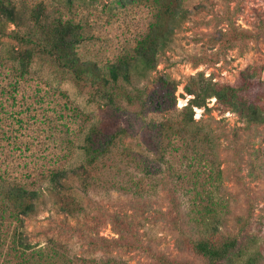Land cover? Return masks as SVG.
Here are the masks:
<instances>
[{
	"label": "rangeland",
	"instance_id": "obj_1",
	"mask_svg": "<svg viewBox=\"0 0 264 264\" xmlns=\"http://www.w3.org/2000/svg\"><path fill=\"white\" fill-rule=\"evenodd\" d=\"M13 2L30 9L41 5L50 18L61 16L80 24L84 40L78 51L83 59L100 64L132 50L138 36L153 20L151 7L138 0ZM177 4L183 14L172 26L165 46L159 50L156 67L138 80L140 86H146L147 92L153 89L158 77L177 81L176 110L170 114H151V118L158 122L182 110L189 97L182 87L199 74L219 84H241L248 79L252 84L246 91L247 98L261 96L264 102V0H177ZM12 28V25L7 26V29ZM1 42L0 54L4 58L5 51L11 49L14 42L6 36L1 37ZM9 82V76H1L0 88H10ZM21 85L26 87L27 95L18 96L16 103H11L4 94L0 97V170L5 171L8 181H18L28 172L41 176L42 164H52L55 153H59V162L52 164L54 166L80 165L83 161L79 147L81 138L92 124L112 129L133 126L138 136L126 137L122 143L134 151H141L140 147L144 146L143 135L152 134L145 122L147 118L134 123L125 116H117L118 112L90 100V95L74 83L60 80L38 63L32 64L26 80H20ZM42 95L46 99L38 103ZM206 102L211 111L194 107V118L215 134V161L211 166L212 176L209 178L200 172L194 180L190 179L192 187L199 190L206 187L207 193L224 201L228 210L221 211L219 216L231 233L238 231L237 218L248 219L244 235L239 237L238 251L242 256L232 259L235 264H249L250 260L252 264H264V257L256 254L264 255V124L248 125L234 112L219 113L213 97ZM53 108L59 117L50 119ZM22 111L18 114L23 124L20 127L14 115ZM45 119L52 120L50 125L43 123ZM10 135L18 137L20 148L15 147ZM23 140L28 141V149ZM37 155L39 159L35 158ZM172 162L182 170L189 159L175 158ZM201 166L196 164L199 171H202ZM136 175L144 176L140 172ZM150 176L153 180L150 181L148 175L143 179L148 185L140 198L99 186L85 191L79 179L72 176L67 180L69 188L62 192L81 200L85 213L72 216L61 211V195L55 197L47 191L36 204L35 212L23 216L22 234L30 244L45 246L51 241L72 256L104 262H111L115 257L121 264H165L157 259L158 254H163L165 260L173 263L205 264L188 246V238L170 223L166 214L168 194L162 180L157 181L159 176L165 177L164 173ZM42 183L43 186L48 184L46 180ZM199 192L205 195L204 191ZM176 193L181 196L184 192ZM115 215L132 222L141 235V246L114 247L110 240L118 236L112 225ZM11 231L12 227L5 249L12 245ZM251 256L257 259H249ZM15 262L16 259H8L7 263L0 258V264Z\"/></svg>",
	"mask_w": 264,
	"mask_h": 264
},
{
	"label": "trees",
	"instance_id": "obj_2",
	"mask_svg": "<svg viewBox=\"0 0 264 264\" xmlns=\"http://www.w3.org/2000/svg\"><path fill=\"white\" fill-rule=\"evenodd\" d=\"M138 1L151 7L153 20L138 36L132 50L100 64L81 57L78 47L84 40V33L80 24L61 16L50 18L41 5L30 9L26 5L17 6L13 0H0V46L2 36L14 42L13 47L5 51L4 58L0 54V77H10V88H0V97L6 95L13 104L18 96L25 97L26 87L20 86V80H26L32 64L38 63L60 80L74 83L90 95V100L99 101L118 112L117 116H125L134 123L147 118V128L154 133V137L152 134L143 135L144 146L140 147L141 151H134L122 143L126 137L138 136L133 126L112 129L92 124L81 138L79 147L83 151V161L80 165L73 168L54 166L52 164L59 162V153H55L56 159L52 164L41 163L44 165L41 176L28 172L18 181H8L5 171L0 170V258L5 262L16 259L15 264H121L115 257L111 258V262H104L72 256L51 241L45 246L30 244L22 234V218L35 212L36 204L47 191L55 197L61 195V211L72 216L85 213L81 200L71 193L62 192L69 188L67 180L72 176L79 179L85 191L99 186L140 198L148 185L143 179L148 175L151 181L153 178L150 175L156 173L165 175L159 176L157 181L162 180L168 194L166 214L170 223L188 238V246L194 254L204 259L205 264H235L232 259L242 256L238 251L239 237L244 235L248 219L237 218L238 231L231 233L219 216L221 211L228 210L224 201L207 193L206 187L200 189L205 195L192 187L190 179L194 180L200 172L209 178L212 176L213 152L217 147L213 130L195 120L193 109L211 111L206 100L213 97L219 113L234 112L244 123L256 126L264 124L262 97L247 98L246 91L252 84L248 79L241 84H219L199 74L182 87L189 96L182 110L161 121H154L151 114H170L176 110L178 82L158 77L154 80L153 89L147 92L146 86H140L138 80L156 67L159 50L169 40L172 26L183 13L178 10L177 0ZM8 25L13 28L7 29ZM45 99L42 95L38 103ZM22 113L14 115L20 127L23 124L18 114ZM57 114L58 111L53 108V116L49 118L59 117ZM50 119L43 120V123L50 125ZM8 137L13 138L12 143L20 148L17 136ZM23 143L28 149V141L23 140ZM171 158L189 159V162L180 170L174 167ZM197 163L202 164V171L196 167ZM162 165L163 169H160ZM25 166L28 165L25 163ZM137 172L144 176L137 177ZM44 180L48 182L46 186H43ZM179 191L184 192L183 195H177ZM112 225L118 233L110 240L114 247L141 246V235L132 222L115 215L112 216ZM183 226L185 229H182ZM11 227L12 245L5 249ZM203 234H207L206 237ZM256 254L259 258L264 257L260 252ZM157 259L165 264H189L167 261L163 254H158ZM249 259L257 258L251 256ZM252 263L253 260H250L249 264Z\"/></svg>",
	"mask_w": 264,
	"mask_h": 264
}]
</instances>
